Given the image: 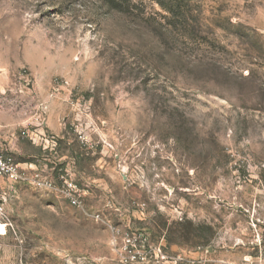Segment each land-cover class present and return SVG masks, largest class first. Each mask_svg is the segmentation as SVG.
I'll return each mask as SVG.
<instances>
[{
  "label": "rangeland",
  "instance_id": "1",
  "mask_svg": "<svg viewBox=\"0 0 264 264\" xmlns=\"http://www.w3.org/2000/svg\"><path fill=\"white\" fill-rule=\"evenodd\" d=\"M0 84L62 130L15 162L66 156L87 194L0 180V264H118L108 225L264 264V0H0Z\"/></svg>",
  "mask_w": 264,
  "mask_h": 264
},
{
  "label": "built area",
  "instance_id": "2",
  "mask_svg": "<svg viewBox=\"0 0 264 264\" xmlns=\"http://www.w3.org/2000/svg\"><path fill=\"white\" fill-rule=\"evenodd\" d=\"M41 125V122L38 123ZM21 137L35 141L37 135L28 129L21 130ZM51 142L53 140L49 139ZM0 180L11 186L23 185L34 190L54 193L63 199L70 207L83 208L84 194L77 188L71 175L66 170H59L55 178L31 166L22 167L15 162L13 155L2 145L0 140ZM5 194L1 197L4 201ZM5 214L0 206V215ZM94 218L99 220L100 215ZM110 247L118 264H165L172 258L164 251L161 243L151 241L150 235L144 230H133L108 225Z\"/></svg>",
  "mask_w": 264,
  "mask_h": 264
},
{
  "label": "crops",
  "instance_id": "3",
  "mask_svg": "<svg viewBox=\"0 0 264 264\" xmlns=\"http://www.w3.org/2000/svg\"><path fill=\"white\" fill-rule=\"evenodd\" d=\"M0 89H3V86L0 84ZM15 107V105H14ZM42 121L39 116H16V111L11 110L7 112L3 110V104L0 105V140L3 146L7 148V150L13 155V157L19 156L21 158V144L24 141H27L30 145L34 147L40 148V150L45 154L46 152L55 154L56 152V137L62 132L61 125L59 123L52 124L53 126H47L43 122L41 125L38 123ZM28 129L30 132H34L37 137L35 141H31L27 137H21V130ZM46 129L49 130L51 135L46 134ZM52 139L51 142L49 139ZM42 160L30 161L24 160L19 163L22 167L31 166L32 168L39 169L43 171L45 174L55 178L58 174L59 170H66L69 172L71 166H73V162L68 160L66 156H57V159L53 163L55 165L56 172L54 175L52 174V168L48 167V161ZM70 173V172H69ZM71 175V174H70ZM85 196L87 195L85 191L82 192ZM166 244H164L165 247ZM166 250L170 252V257L172 258L171 262H167L165 264H193L192 258L185 256L184 251L178 245L166 246ZM194 254V253H191ZM195 254H198L195 253ZM207 261V260H205ZM211 264L223 263L222 261L212 262Z\"/></svg>",
  "mask_w": 264,
  "mask_h": 264
}]
</instances>
